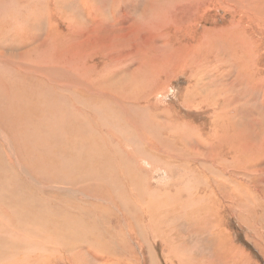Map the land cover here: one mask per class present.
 <instances>
[{
  "label": "rangeland",
  "instance_id": "obj_1",
  "mask_svg": "<svg viewBox=\"0 0 264 264\" xmlns=\"http://www.w3.org/2000/svg\"><path fill=\"white\" fill-rule=\"evenodd\" d=\"M0 56V264H264L263 0H0ZM82 77L105 98L53 92ZM25 89L82 98V116L63 102L46 112ZM169 147L201 156L206 171L158 157ZM109 148L131 161L134 182L114 162L109 170ZM135 176L156 190L153 202L134 191Z\"/></svg>",
  "mask_w": 264,
  "mask_h": 264
},
{
  "label": "bare ground",
  "instance_id": "obj_2",
  "mask_svg": "<svg viewBox=\"0 0 264 264\" xmlns=\"http://www.w3.org/2000/svg\"><path fill=\"white\" fill-rule=\"evenodd\" d=\"M264 1V0H263ZM261 2V1H260ZM238 3V2H237ZM236 3V4H237ZM231 4V3H230ZM242 4V3H241ZM240 4V6H242ZM259 5H260V3H259ZM229 6V5H228ZM239 6V7H240ZM237 7V6H236ZM246 10V9H245ZM261 11H262V9H260ZM248 11V10H247ZM6 28V27H5ZM232 43V42H231ZM242 43V42H241ZM244 43V42H243ZM4 51V50H3ZM29 53V52H28ZM27 53V54H28ZM24 55H26V54H24ZM2 56V55H1ZM1 56H0V58H1ZM6 56H8V55H5V57ZM29 56V55H28ZM49 56V55H48ZM20 57V56H19ZM40 57V56H39ZM55 57V56H54ZM7 58H9V57H7ZM26 58H27V56H26ZM52 58V57H51ZM57 58V57H56ZM21 59V58H20ZM29 59H31V56H30V58ZM59 59V58H58ZM58 59H56V60H58ZM9 60H13V58L12 59H9ZM17 61H19L18 59H16ZM28 60V59H27ZM33 60V59H32ZM32 60H30V61H32ZM37 60H38V64H39V59H38V56H37ZM55 60V59H54ZM21 61V60H20ZM14 62V61H13ZM22 62H25V59H24V61L22 60ZM34 62V61H33ZM54 62V61H53ZM26 63H28V62H26ZM35 63H37V61L35 62ZM30 64V63H29ZM37 64V65H38ZM44 64H45V62H44ZM47 64V63H46ZM36 65V64H35ZM37 65H36V67H37ZM51 64H47L46 66H50ZM8 66V65H7ZM28 66V65H27ZM31 66H32V64H31ZM30 66V67H31ZM11 67V66H10ZM9 67V69L11 70L12 69V67L10 68ZM43 67V66H42ZM31 68H33V67H31ZM153 68V67H152ZM13 69H14V67H13ZM21 69V68H20ZM25 69H26V67H25ZM38 69V68H37ZM79 69V71L81 72V69H82V66L81 67H79L78 68ZM156 69H158V68H156ZM22 70V69H21ZM24 70V69H23ZM27 70V69H26ZM25 70V71H26ZM28 70H30V69H28ZM159 70V69H158ZM41 71H43V70H41ZM169 71V70H168ZM16 72H17V70H16ZM175 72V71H174ZM12 73V72H11ZM18 73V72H17ZM27 73H29V72H27ZM42 73H44V71L42 72ZM46 73V72H45ZM170 73H173V72H170ZM21 74H22V72H21ZM39 75H40V73H38ZM67 74H74V73H72V72H67ZM166 74V73H165ZM42 75V74H41ZM9 76V75H8ZM22 76V75H21ZM43 76V75H42ZM24 77V76H23ZM37 77V76H36ZM166 77V76H165ZM78 78V77H77ZM23 79V78H22ZM70 79V78H69ZM24 80H25V77H24ZM27 80H28V78H27ZM27 80H26V82H27ZM32 80L33 79H31V82H32ZM35 80V79H34ZM75 81H76V79H75ZM30 82V81H29ZM43 82V81H42ZM42 82L40 81V80H36V81H34V84H38L39 85V83L42 85ZM56 82V81H55ZM71 82V81H70ZM70 82L68 83V84H63V82H62V84H57V83H53L52 84V88L54 89L53 90V92H58L59 90H61L62 88H64L65 87V89H68V90H70V94H71V91L73 92V90H79L78 91V93L77 94H81V95H83V96H86V97H89V98H93L94 100H96V101H101V100H103L105 97L104 96H102V95H100V94H93V93H91L90 91H91V89H90V86H89V83L87 82V80H86V78L85 77H82L81 79H80V84H83V86H81V85H77V83L76 84H70ZM73 83V82H72ZM44 84H45V82H44ZM26 85V84H25ZM9 87V86H8ZM45 87V86H44ZM44 87H43V91L45 90L44 89ZM3 88V87H2ZM160 88H162V90L164 89V86H161ZM6 89H8V88H6ZM26 90V92H23L24 93V95H25V93H28V95H29V98L30 99H32V97H34L33 99H35L36 98V100H33L32 99V101L33 102H35V104L37 103V104H39L41 107H42V109L43 110H45L46 112H50L51 110H53L54 108H58V109H63L62 108V102L64 103V104H66V108H68L69 107V111H70V108L72 109V112L74 113V117L73 118H75L76 116H79L80 114H81V116H82V113H81V111H80V114L78 115L77 114V110H76V108H78L77 106L78 105H80L81 106V104H79V103H81V99H76V97L77 96H74L73 97V95H71L73 98H74V100H73V98H72V100H71V102L70 101H65L66 100V98L65 97H60V98H56V97H52L53 98V100H49L48 99V97H47V99L46 100H43V99H41L37 94L39 93V91L36 93V91L35 92H33V91H28L27 89H25ZM33 90V89H32ZM67 90V91H68ZM161 90V89H160ZM4 91V90H3ZM10 91H13L12 89L10 90ZM15 91H16V89H15ZM14 91V92H15ZM159 91V90H158ZM158 91H156V92H158ZM22 92H20L19 91V93H22ZM46 92V91H45ZM52 92V94L54 95V93ZM69 92V91H68ZM19 93H18V95H19ZM58 94V93H57ZM17 95V96H18ZM23 97V94H22V96H21V98ZM59 97V96H58ZM82 97V96H81ZM24 98H25V96H24ZM23 98V99H24ZM26 98L28 99V97L26 96ZM61 99V100H60ZM86 100V99H85ZM109 100V103H110V105H113L114 107H117L118 109H119V111H117V109L115 110V109H112V108H109V110H110V112L112 113V116H116L117 114H120L121 112V107H120V105H119V101L118 100H116L114 97H111V98H109L108 99ZM5 101H7V100H5ZM83 101H84V99H83ZM87 101V100H86ZM90 100H88V102H89ZM91 101L93 102V100L91 99ZM10 102V101H9ZM27 102V101H26ZM66 102V103H65ZM7 103V102H6ZM21 103H23V102H21ZM20 103V104H21ZM51 103H58L59 105L58 106H56V107H52V105H51ZM86 103V102H85ZM11 104V103H10ZM19 104V103H18ZM19 104V105H20ZM30 104H32V103H30ZM25 105H27V104H25ZM29 105V104H28ZM85 106H86V104H84ZM137 105V104H136ZM31 106V105H30ZM32 106H34V104L32 105ZM87 106H89V105H87ZM112 106V107H113ZM138 106V105H137ZM21 107H24V106H21ZM29 107V106H28ZM113 107V108H114ZM25 108V107H24ZM34 108V107H33ZM85 108V107H84ZM100 108H102V106H100ZM9 109V108H8ZM27 109V108H26ZM76 110V111H75ZM79 110V109H78ZM87 110H89V108L88 109H86V112H87ZM14 111V110H13ZM28 111V110H27ZM26 111V112H27ZM60 113V112H59ZM59 113H56V114H59ZM72 113V114H73ZM29 114L30 115H32L33 116V113L31 114L30 112H29ZM84 114V113H83ZM88 114H90V113H88ZM110 114V113H109ZM80 116V118L77 120V123L78 124H80L81 122H82V117ZM89 116V115H88ZM87 116V117H88ZM90 116H91V114H90ZM28 117V116H27ZM65 117V116H64ZM68 117V116H67ZM105 117V116H104ZM111 117V116H110ZM83 118H84V120H85V115H83ZM89 118V117H88ZM28 119H30V118H28ZM77 119V118H76ZM97 119H99V118H97ZM93 120L94 121H91V117H90V119H89V123H90V125H96L97 127L100 125V123H99V121H96L94 118H93ZM100 120V119H99ZM107 120V119H106ZM17 121H18V119H17ZM23 121V120H22ZM29 121V120H28ZM27 121V122H28ZM86 121H88V119L86 118ZM130 122V121H129ZM24 123V122H23ZM84 123V122H83ZM133 124H134V126H135V128H137V126H136V124H135V122H132ZM102 124H103V122H102ZM104 125V124H103ZM106 125V124H105ZM104 125V126H105ZM131 126V125H130ZM133 126V127H134ZM29 128H30V126H28ZM75 127V126H74ZM53 128V127H52ZM88 128H90V126L88 127ZM102 128H103V126H102ZM58 129V128H57ZM78 129V128H77ZM2 130V129H1ZM27 130H29V129H27ZM54 130V129H53ZM86 130H88L87 128H86ZM69 131V130H68ZM97 131V130H96ZM164 131H166V130H163V132L162 133H164ZM73 132V131H72ZM90 132V131H89ZM166 132H168V131H166ZM69 133V132H68ZM78 133V132H77ZM94 133V132H93ZM99 133H101V131L99 132ZM50 134V133H49ZM71 134V133H70ZM98 133H96L95 135H97ZM102 134V133H101ZM161 134V133H160ZM40 135V134H39ZM78 135V134H77ZM87 135H88V133H87ZM86 135V136H87ZM89 135H90V133H89ZM79 136V135H78ZM102 137H103V134L101 135ZM9 137V136H8ZM81 137V136H80ZM79 137V138H80ZM94 137V136H93ZM92 137V138H93ZM99 137V136H98ZM101 137V138H102ZM77 138V137H76ZM87 138V137H86ZM90 138V140L92 141V138L91 137H89ZM45 139V138H44ZM78 139V138H77ZM82 139V138H81ZM103 140H104V137L102 138ZM37 140H39V139H37ZM59 140V139H58ZM80 139H78V141H79ZM99 140V139H98ZM97 140V141H98ZM82 141V143H81V145H83V140H80V142ZM86 141V140H85ZM88 141V140H87ZM102 140L100 139V142H101ZM38 142H40V140L38 141ZM43 142H45V141H43ZM59 142V141H58ZM71 142V141H70ZM94 142V141H93ZM96 142V141H95ZM99 142V143H100ZM41 143V142H40ZM98 143V144H99ZM106 144L108 143V142H105ZM144 144H148L149 145V147H150V150H151V145H155L153 142H143ZM156 143V142H155ZM159 143H161V142H159ZM67 143H65V145H66ZM89 144V143H88ZM91 144H92V142H91ZM104 144V143H103ZM109 144V143H108ZM157 144H158V142H157ZM163 143H161V145H162ZM46 145V144H45ZM84 145H86V142H85V144ZM95 145V144H94ZM97 145V144H96ZM95 145V146H96ZM101 145V144H100ZM109 145H111V143L109 144ZM109 145H108V147H109ZM148 145H145V146H147L148 147ZM61 146V145H60ZM59 146V147H60ZM72 146V144L70 145V147ZM87 146V145H86ZM89 146V145H88ZM92 146V145H91ZM90 146V147H91ZM98 146V145H97ZM114 146V145H113ZM166 146V145H165ZM169 146V145H168ZM67 146H64V148L66 149V150H68L67 148H66ZM69 147V146H68ZM73 147V146H72ZM100 147V146H99ZM101 147H103V146H101ZM117 147V149H118V146H116ZM163 147V146H162ZM172 147V146H171ZM171 147H169V149L170 150H163V148H161L162 150H158V151H155L156 153L158 152V154H160V156H158V157H161V158H164L165 159V157H167L169 160L171 159V160H176V161H178L179 162V164H181L182 165V161L183 162H185V163H187V161H188V164L189 165H191L193 168H195L196 170H200V166H202V171L203 172H205L206 171V168L205 167H207L206 166V162H203L202 160H201V156H196L194 153H190V154H188V155H186V154H183V153H178L177 151L175 152V151H172L171 149ZM46 148V147H45ZM92 148V147H91ZM140 148V147H139ZM168 148V147H167ZM63 149V148H62ZM71 149V148H70ZM73 149V148H72ZM94 149H96V148H94ZM107 149V148H106ZM156 149V148H155ZM57 150V149H56ZM74 150V149H73ZM87 150V152H88V154H90V152L89 151H92V150H90V149H86ZM89 150V151H88ZM100 150V149H99ZM110 150L113 152L114 150L113 149H110L109 148V153H111L110 152ZM120 150V149H119ZM152 150H153V148H152ZM151 150V151H152ZM58 151H60V150H58ZM65 151V150H64ZM69 151V150H68ZM97 151V153H98V150H95V152ZM104 151V150H103ZM107 151L108 150H106V152L104 151L103 153V157H102V160L100 159V161H104L105 163H106V161H108L107 159H108V157H107ZM118 151V150H117ZM137 151V150H136ZM150 151V152H151ZM67 152V151H66ZM72 152V151H71ZM81 153V151H78L77 152V155H78V153ZM82 152H85V151H83L82 150ZM95 152H92V153H94L95 154ZM119 152H121V151H119ZM118 152V153H119ZM146 152H148L147 150H146ZM54 154H55V151L53 152ZM53 153H51V154H53ZM57 153V152H56ZM61 153V152H60ZM60 153H59V155H60ZM68 153V152H67ZM99 153H101L100 151H99ZM106 153V154H105ZM108 153V154H109ZM114 154H115V152H113ZM138 153V152H137ZM71 154V153H70ZM69 154V155H70ZM85 154L87 155V153L85 152ZM85 154H84V157H85ZM120 154V153H119ZM118 154V155H119ZM146 154V153H145ZM67 155V154H66ZM69 155H67V156H69ZM72 155V154H71ZM81 156H82V154H80ZM110 155V154H109ZM120 155H122V154H120ZM120 155H119V157L115 154V157H113L112 159H109L110 161H111V163L109 164V162H108V168H110L109 170L111 171V167H109V166H111L112 165V162H114L115 163V165H117L116 167H118V171H122L123 173H124V178H125V180L126 179H130L131 178V180H132V182H134V180L132 179V175H130L129 174V172L131 171L132 172V170H134V169H132V167H131V169L132 170H130L129 169V163H131V161H129V163H127L126 164V162H124V160L122 159V158H120ZM74 156H76L75 154H74ZM79 157V156H77V158L79 157V158H82V157ZM89 156V155H88ZM90 156H91V154H90ZM89 156V157H90ZM104 156H106V157H104ZM145 156V155H144ZM146 156H150V153L149 154H146ZM165 156V157H164ZM34 157V156H33ZM61 157H62V154H61ZM94 157V156H93ZM92 157V158H93ZM60 158V157H59ZM58 158V159H59ZM63 158V157H62ZM65 158H67L66 156H65ZM69 158H70V156H69ZM77 158H75V159H77ZM91 158V157H90ZM143 158H145V157H143ZM156 158V157H155ZM56 159V158H55ZM68 159V158H67ZM85 159L86 158H84V161H85ZM96 159V158H95ZM150 159V158H149ZM148 159V160H149ZM153 159V158H152ZM167 159V160H168ZM187 161H186V160ZM39 160V159H38ZM61 160H63V159H61ZM66 160V159H65ZM71 160V159H70ZM81 160V159H80ZM159 160V159H158ZM163 160V159H162ZM166 160V159H165ZM166 160V161H167ZM170 160V161H171ZM40 161V160H39ZM69 161V160H68ZM82 161V160H81ZM81 161H80V163H81ZM44 162H46V160L44 161ZM55 162V161H54ZM53 162V163H54ZM71 161H69L68 163H70ZM74 162V161H73ZM98 162V161H97ZM133 162V161H132ZM50 163V162H49ZM60 163V162H59ZM63 164L65 163V162H62ZM62 163H60V164H62ZM75 164H76V162H74ZM77 163H79V161L77 162ZM83 163H85V162H83ZM98 163H100V162H98ZM136 163V162H135ZM160 163H162V162H160ZM171 163H174V161H172ZM57 164V165H56ZM67 164V163H66ZM75 164H74V166H75ZM88 164L89 163H87L86 164V168H87V166H88ZM166 164V163H165ZM164 164V165H165ZM214 163L213 162H210L209 163V165H213ZM47 165H48V163H47ZM54 165H56V167L57 166H59L58 165V163L56 162V163H54ZM71 165H73L72 164V162H71ZM136 165V164H135ZM139 165V164H138ZM169 165H170V163H169ZM66 166V165H65ZM100 166H101V163H100ZM114 166V165H113ZM112 166V167H113ZM166 166H168L167 164H166ZM165 166V167H166ZM172 166V165H171ZM177 166H178V164H177ZM55 167V166H54ZM68 167H69V165H68ZM72 167V166H71ZM90 167V166H89ZM103 167H105L104 165H103ZM173 167V166H172ZM174 167H176V165H174ZM211 167V166H210ZM214 167H216V166H214ZM108 168L107 169H104V171H109L108 170ZM114 168V170H115V167H113ZM112 168V169H113ZM135 168L137 169V167L135 166ZM140 168V167H139ZM142 168V167H141ZM168 168V167H167ZM169 168H170V166H169ZM213 168V167H212ZM211 168V169H212ZM57 169H58V167H57ZM59 169H62V165H61V168H59ZM91 170H93V169H91ZM130 170V171H129ZM56 172V174H57V172L58 171H56L55 169L52 171L53 172V174ZM63 171V170H62ZM84 171V170H83ZM109 171V172H110ZM120 171V172H121ZM138 171V170H137ZM140 171H142V169L140 170ZM207 171H209V170H207ZM215 171H216V169H215ZM214 171V172H215ZM80 173V171H76V173ZM86 172V171H85ZM90 172V171H89ZM88 172V173H89ZM130 172V173H131ZM136 172V171H135ZM134 171H133V173H135ZM170 172V171H169ZM202 172V173H203ZM213 172V173H214ZM74 173V172H73ZM76 173L74 174V175H76ZM78 173V174H79ZM87 173V172H86ZM92 173V172H91ZM97 173H98V171H97ZM102 173V172H101ZM108 173V172H107ZM107 173H104V175H105V178L107 177L106 175H107ZM141 173V172H140ZM60 174H62V172L60 173ZM100 174V173H99ZM98 174V175H99ZM110 174H113V172H111ZM136 174V173H135ZM137 174H138V172H137ZM89 175H90V173H89ZM97 174H96V176H95V184H103V183H105V184H107L106 183V181L104 182V175H103V177H101V176H98ZM57 176V175H56ZM60 176V175H59ZM64 176H66L67 177V174L66 175H64ZM63 176V177H64ZM108 176H109V174H108ZM113 176H115L114 174L112 175V177ZM120 176V175H119ZM133 176H134V174H133ZM199 176H201L200 174H199ZM203 176H204V174H203ZM70 177V176H69ZM69 177H67V178H69ZM83 177H85V176H83ZM88 177V176H87ZM93 177V175L91 176V178ZM86 178V177H85ZM116 178H117V176H116ZM115 178V179H116ZM120 178V177H119ZM135 178H136V176H135ZM198 178V177H197ZM63 180L65 179V178H62ZM89 180H92V179H90V177L88 178ZM108 179H110L109 177H108ZM114 178H113V180H115ZM60 180H61V177H60ZM106 180V179H105ZM124 180V181H125ZM67 181V180H66ZM77 181H78V179H77ZM111 181V180H110ZM63 182V181H62ZM108 182H109V180H108ZM57 183V182H56ZM80 183V182H79ZM112 183H113V181H112ZM129 183H131V181L129 182ZM104 184V185H105ZM109 184H111V183H109ZM116 184H117V181H116ZM132 184V183H131ZM31 185H34V184H31ZM35 185H36V183H35ZM40 185V184H39ZM129 185V184H128ZM45 186V185H44ZM108 186V185H107ZM111 186H113V185H111ZM114 186H115V183H114ZM118 186V185H117ZM71 187V186H70ZM91 187H93V186H91L90 185V188ZM97 187V186H96ZM119 188H120V186H118ZM47 188H48V186H47ZM73 188V187H72ZM101 188V187H100ZM114 188V187H113ZM113 188H111V190L112 191H114L115 190V188L113 189ZM122 188V187H121ZM132 188L134 189V191L136 192L137 190L139 191V190H141L142 192H144V196H146V198L148 197V198H150V200H152V202H153V200H154V198H155V196H157V192H156V190H151V187H150V183H148V182H145V180H143L141 177H139L138 178V180H137V178H136V181H135V183H133L132 184ZM33 189H36V188H33ZM45 189V188H44ZM43 188L42 189H40L41 191L42 190H44ZM73 189H75V188H73ZM105 193H107V188L105 187L104 189L103 188H101ZM128 189H129V186H128ZM50 190V189H49ZM126 190V189H125ZM36 191H37V189H36ZM79 191V190H78ZM77 191V192H78ZM128 191H130V190H128ZM19 192V191H18ZM80 192V191H79ZM78 192V193H79ZM31 193V192H30ZM36 193V192H35ZM44 193V192H43ZM55 193V192H54ZM78 193H76V194H78ZM200 193H201V191H199L198 193H197V195L196 194H194V195H191V194H187V196H189V197H192L195 201H197L199 198H200ZM22 194V193H21ZM28 194V193H27ZM32 194V193H31ZM45 194V193H44ZM51 195H54L55 196V194H53V193H50ZM86 194H88V193H86ZM147 194V195H146ZM19 195V194H18ZM30 195V194H29ZM85 195V194H84ZM89 195V194H88ZM160 195H162V194H160ZM37 196H39V195H37ZM45 196V195H44ZM53 196V197H54ZM69 196V195H68ZM72 196V195H71ZM163 196V195H162ZM63 197V196H62ZM79 197H80V195H79ZM138 197V196H137ZM97 198V197H96ZM139 198V197H138ZM147 198V199H148ZM158 198V197H157ZM160 198V197H159ZM169 198V197H168ZM42 199V198H41ZM54 199V198H53ZM66 199V198H65ZM77 199V198H76ZM92 199H93V197H92ZM133 199H135V197L133 198ZM145 200V202L147 201V203L148 202H150V200L148 201V200ZM75 200V199H74ZM79 200H80V198H79ZM84 200V199H83ZM96 200H98V201H100L101 200V202L103 203V199H96ZM137 200V199H136ZM135 200V201H136ZM161 200H162V198H161ZM138 201V200H137ZM139 201H140V198H139ZM83 202V201H82ZM134 202V201H133ZM163 201H161L160 203H162ZM169 203H170V201H169ZM168 203V204H169ZM80 204V203H79ZM145 204V203H144ZM143 204V205H144ZM171 204V203H170ZM169 204V205H170ZM121 205V204H120ZM131 205V204H130ZM151 205H153V204H150L149 206H151ZM161 205V204H160ZM164 205V204H163ZM167 205V204H166ZM177 205V203L172 199V204L169 206L170 208H173V207H175ZM63 206V205H62ZM25 207V206H24ZM36 207V206H35ZM132 207V206H131ZM154 207V206H153ZM163 207V206H162ZM161 207V208H162ZM167 207V206H166ZM70 208V207H69ZM112 208H113V206H112ZM115 208V207H114ZM134 208V207H133ZM27 209V208H26ZM65 209V208H64ZM63 209V210H64ZM140 209V208H139ZM148 209V206H147V208H146V210ZM152 209V208H151ZM155 209H158L156 206H155ZM160 209V208H159ZM158 209V210H159ZM29 210V209H28ZM143 210H144V208H143ZM150 210V209H149ZM138 211V210H137ZM172 211V210H171ZM43 212H44V210H43ZM62 212V211H61ZM67 212H68V210H67ZM139 212V211H138ZM170 212V211H169ZM177 212V211H176ZM175 212V213H176ZM57 213V212H56ZM144 213H146V212H144ZM149 213H150V211H149ZM41 214V213H40ZM48 214V213H47ZM147 214H148V212H147ZM146 214V215H147ZM171 214V213H170ZM172 214H173V212H172ZM46 215V214H45ZM61 215V214H60ZM64 215V214H63ZM128 215V214H127ZM166 216H167V211H166ZM45 217V216H44ZM46 217H47V215H46ZM63 217V216H62ZM154 218H155V216H153ZM152 217V218H153ZM168 217V216H167ZM6 218V217H5ZM152 218H149V221L152 219ZM127 219L129 220V218H128V216H127ZM137 219H138V217H137ZM30 220H32V219H30ZM35 220V219H34ZM33 220V221H34ZM39 220V219H38ZM60 220V219H59ZM124 220H125V218H124ZM134 220H136V218L134 219ZM32 221V222H33ZM130 221V220H129ZM17 222V221H16ZM56 222V221H55ZM6 223H8V222H6ZM24 223H25V221H24ZM152 223V222H151ZM53 224V223H52ZM58 224H60V223H58ZM57 224V225H58ZM127 224V223H126ZM26 225V224H25ZM27 225H28V223H27ZM47 226V225H46ZM44 227V226H43ZM138 227V226H137ZM136 227V228H137ZM46 228H48V227H46ZM58 230V229H57ZM56 230V231H57ZM50 231V230H49ZM217 233H218V231H216ZM59 234H60V232H59ZM3 235V234H2ZM9 236V235H8ZM57 237V236H56ZM4 238H6V237H4ZM58 240V239H57ZM71 245V244H70ZM91 245H92V243H91ZM94 245V244H93ZM70 247V246H69ZM98 248H99V246H97ZM66 248V247H65ZM71 248V247H70ZM73 248V247H72ZM85 248V247H84ZM87 249H88V246L86 247ZM1 249V248H0ZM75 249V248H74ZM90 249V248H89ZM94 249H96V248H94ZM127 249V248H126ZM47 250V249H46ZM69 250H71V252H72V249H69ZM76 250H78V249H76ZM84 250V249H83ZM91 250V249H90ZM97 251V250H96ZM102 251V250H101ZM50 252V251H49ZM79 252V251H78ZM84 252V251H83ZM89 252V251H88ZM88 252H86V253H88ZM91 253H93V249L90 251ZM85 253V252H84ZM95 253V254H94ZM94 255L95 256H98V252H95V250H94ZM100 253V252H99ZM77 254V253H76ZM130 254V253H129ZM93 255V256H94ZM132 255V254H131ZM40 256V255H39ZM75 256V255H74ZM77 256V255H76ZM150 259H151V257H150ZM55 260V259H54ZM101 260H103V259H101ZM152 260V259H151ZM53 262V261H52ZM51 262V263H52ZM112 262V261H111ZM53 264V263H52ZM71 264H75L74 262H71Z\"/></svg>",
  "mask_w": 264,
  "mask_h": 264
}]
</instances>
